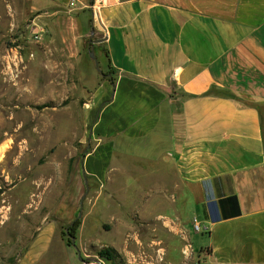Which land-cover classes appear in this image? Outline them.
<instances>
[{"label": "crops", "instance_id": "0c3cea01", "mask_svg": "<svg viewBox=\"0 0 264 264\" xmlns=\"http://www.w3.org/2000/svg\"><path fill=\"white\" fill-rule=\"evenodd\" d=\"M70 2L43 3L50 19L62 7L63 51L85 82L93 29L111 69L92 76L81 171L101 179L119 148L139 156L157 187L186 190L207 234L204 264H264V0H103L96 20L92 0Z\"/></svg>", "mask_w": 264, "mask_h": 264}, {"label": "rangeland", "instance_id": "374dc122", "mask_svg": "<svg viewBox=\"0 0 264 264\" xmlns=\"http://www.w3.org/2000/svg\"><path fill=\"white\" fill-rule=\"evenodd\" d=\"M43 3L0 0V264H18L29 248L32 264H81L73 237L88 264H115L104 249L116 264H204L207 234L186 190L157 187L155 165L121 148L108 174L86 173L78 215L97 112L89 89L111 69L105 52L99 72L84 50L85 84L62 48V7L50 19ZM38 234L49 240L35 243Z\"/></svg>", "mask_w": 264, "mask_h": 264}, {"label": "water", "instance_id": "95a60500", "mask_svg": "<svg viewBox=\"0 0 264 264\" xmlns=\"http://www.w3.org/2000/svg\"><path fill=\"white\" fill-rule=\"evenodd\" d=\"M93 36H94V30L91 29V33L89 35V40H88V54H89V57L94 61L97 70L99 72H101V70L98 68V60H97L96 55L94 54V50H93V45L96 42V40L93 39ZM91 132H92V129L90 128L89 138L91 136ZM83 158H84V155H82V159ZM82 177H83V181H84L85 192L83 193V195L80 198V202H79L80 211H79V214H78L79 216L81 215V209H82L83 200L85 199V197L87 195V192H88L87 178H86V174H85L83 168H82ZM72 246L75 248L79 260L82 263H84V264H88L89 263L88 259L83 258L81 256L80 250L75 246L74 237L72 238Z\"/></svg>", "mask_w": 264, "mask_h": 264}, {"label": "built area", "instance_id": "2783aa9c", "mask_svg": "<svg viewBox=\"0 0 264 264\" xmlns=\"http://www.w3.org/2000/svg\"><path fill=\"white\" fill-rule=\"evenodd\" d=\"M102 3H103V0H92V3L90 5V9H91V12H92V18L95 19V20L98 17L99 7L101 6ZM70 4L73 5V0H71ZM35 37L40 38L39 32L35 33ZM196 229H197V231L200 230V225L199 224L196 225Z\"/></svg>", "mask_w": 264, "mask_h": 264}, {"label": "trees", "instance_id": "16d2710c", "mask_svg": "<svg viewBox=\"0 0 264 264\" xmlns=\"http://www.w3.org/2000/svg\"><path fill=\"white\" fill-rule=\"evenodd\" d=\"M110 72H111V71H110ZM105 74H106V73H104L103 76H105ZM218 179H219V178H214V180H216V181H217ZM228 199H231L232 201H234L235 209H236L235 212H234V214H235V215L238 214V207H237L236 196H235V195H232V196L228 197ZM77 222H78V221H75V222L73 223V226H72V227H74V226L77 224ZM99 254H100L101 256H104V257L108 258V259H111V260L113 261V263L116 264L115 258L112 257V255H110V253H109V249L101 250V251L99 252Z\"/></svg>", "mask_w": 264, "mask_h": 264}, {"label": "bare ground", "instance_id": "6f19581e", "mask_svg": "<svg viewBox=\"0 0 264 264\" xmlns=\"http://www.w3.org/2000/svg\"><path fill=\"white\" fill-rule=\"evenodd\" d=\"M2 149H0V151H1ZM0 160H1V157H0Z\"/></svg>", "mask_w": 264, "mask_h": 264}]
</instances>
